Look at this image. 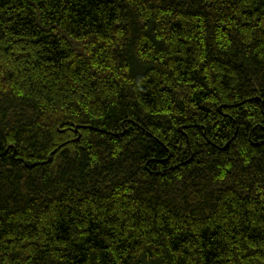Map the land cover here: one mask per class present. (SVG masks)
Here are the masks:
<instances>
[{"label": "trees", "instance_id": "16d2710c", "mask_svg": "<svg viewBox=\"0 0 264 264\" xmlns=\"http://www.w3.org/2000/svg\"><path fill=\"white\" fill-rule=\"evenodd\" d=\"M0 264H264V0H0Z\"/></svg>", "mask_w": 264, "mask_h": 264}]
</instances>
